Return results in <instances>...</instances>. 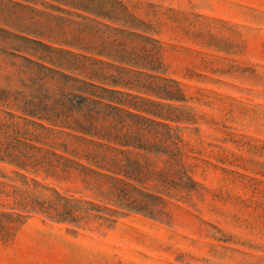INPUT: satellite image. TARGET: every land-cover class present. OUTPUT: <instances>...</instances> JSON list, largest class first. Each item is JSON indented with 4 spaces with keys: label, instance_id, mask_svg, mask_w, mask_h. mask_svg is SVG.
Returning a JSON list of instances; mask_svg holds the SVG:
<instances>
[{
    "label": "rangeland",
    "instance_id": "374dc122",
    "mask_svg": "<svg viewBox=\"0 0 264 264\" xmlns=\"http://www.w3.org/2000/svg\"><path fill=\"white\" fill-rule=\"evenodd\" d=\"M0 133V264H264V0H0Z\"/></svg>",
    "mask_w": 264,
    "mask_h": 264
},
{
    "label": "trees",
    "instance_id": "16d2710c",
    "mask_svg": "<svg viewBox=\"0 0 264 264\" xmlns=\"http://www.w3.org/2000/svg\"><path fill=\"white\" fill-rule=\"evenodd\" d=\"M1 136V133H0ZM7 139V137L5 138ZM2 147H0V162L1 163H7V164H11V165H15V167L19 168V169H24L23 166L17 164V162L15 161H19L21 158H26V154H24L23 152L16 150V154L15 156H13V152L10 150L9 145L5 146L4 144H1ZM5 147V148H3ZM9 157H14V162L12 161H7L5 160L6 158ZM3 179H5V176H2ZM8 184L4 181H0V195L4 194V188L7 186Z\"/></svg>",
    "mask_w": 264,
    "mask_h": 264
}]
</instances>
